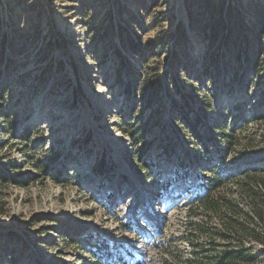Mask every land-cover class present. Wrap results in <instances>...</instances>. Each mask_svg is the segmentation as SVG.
Masks as SVG:
<instances>
[{
    "label": "rangeland",
    "instance_id": "obj_1",
    "mask_svg": "<svg viewBox=\"0 0 264 264\" xmlns=\"http://www.w3.org/2000/svg\"><path fill=\"white\" fill-rule=\"evenodd\" d=\"M217 125L264 168V0H0V264L187 263Z\"/></svg>",
    "mask_w": 264,
    "mask_h": 264
},
{
    "label": "trees",
    "instance_id": "obj_2",
    "mask_svg": "<svg viewBox=\"0 0 264 264\" xmlns=\"http://www.w3.org/2000/svg\"><path fill=\"white\" fill-rule=\"evenodd\" d=\"M224 11L223 8L218 15L220 26L211 30L213 41L220 36V31L227 33L225 38L233 33L227 24L229 13ZM184 121L197 125L200 119ZM211 128L216 129L229 147L220 150L219 162L208 170L210 176L202 170V190L192 195L188 217L193 220L190 243L194 258L185 264H264V168L241 167L227 173L220 169L227 164L224 153L238 139L226 132V126ZM249 145L244 147L246 151L254 147ZM199 239L204 242L200 243ZM256 246L261 247L260 253Z\"/></svg>",
    "mask_w": 264,
    "mask_h": 264
},
{
    "label": "bare ground",
    "instance_id": "obj_3",
    "mask_svg": "<svg viewBox=\"0 0 264 264\" xmlns=\"http://www.w3.org/2000/svg\"><path fill=\"white\" fill-rule=\"evenodd\" d=\"M42 97H37V100H36V103H38L39 105L38 106H40L41 105V103H40V101H39V99H41ZM47 101V103H49L48 102V100H47V98L46 97H44V102H46ZM50 104V103H49ZM53 104L54 105H58V103L57 102H53ZM95 106H96V108H101V106L100 105H98V102H95ZM76 158H78V157H76Z\"/></svg>",
    "mask_w": 264,
    "mask_h": 264
}]
</instances>
